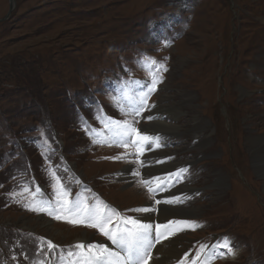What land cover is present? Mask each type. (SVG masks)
<instances>
[{
    "label": "rangeland",
    "instance_id": "obj_1",
    "mask_svg": "<svg viewBox=\"0 0 264 264\" xmlns=\"http://www.w3.org/2000/svg\"><path fill=\"white\" fill-rule=\"evenodd\" d=\"M8 9L9 0H0V19ZM146 58L167 68L147 116L166 124L178 117L180 134L157 131L160 146L131 158L133 169L143 172L146 155L181 164L167 171L187 169L168 195L190 183L194 190L179 205L197 207L186 219L206 225L177 233L183 250L220 243L225 235L237 243L234 255L215 264H264V178L253 172L249 147L254 137L264 139V0H14L0 21V78L7 83L0 86V264H62L61 257L66 264L84 242L73 245L71 232L54 235L34 226L38 216L63 231L85 230L87 239L101 236L69 223L64 211L25 207L33 199L55 206L59 189L49 169L72 202L77 196L90 207L102 203L132 215L152 202L135 175L123 177L122 159H113L123 147L94 142L108 138L98 117L122 118L115 101L141 94L139 83L150 86L141 67ZM157 105L166 109L155 112ZM31 127L35 133H22ZM202 128L208 138L198 140L192 131ZM80 179L92 191L72 186ZM25 186L40 192L32 197ZM47 241L56 247L49 251Z\"/></svg>",
    "mask_w": 264,
    "mask_h": 264
},
{
    "label": "snow or ice",
    "instance_id": "obj_2",
    "mask_svg": "<svg viewBox=\"0 0 264 264\" xmlns=\"http://www.w3.org/2000/svg\"><path fill=\"white\" fill-rule=\"evenodd\" d=\"M141 67L149 72L150 86L145 85L146 91H142L139 95L122 96L121 99L116 100L117 107L125 116L131 119L113 120L111 118L102 119L104 127L112 131L111 138L96 140L97 143H106L108 146L116 144V146L129 147L136 150V154L142 155L145 147L149 149L155 145L159 147V137L147 135V130H141L136 127L139 122L136 118L142 117L143 113L149 110L152 105H149V98L152 93L157 90V85L162 82V72H166L167 68L164 64L159 63L153 58H146ZM147 120H152V116L143 117ZM96 135H101L96 133ZM124 156L113 157V159H122ZM143 166V162H141ZM187 169H179L178 172L171 174L176 178L181 177V173L186 172ZM50 175L55 181L53 187L56 191V204L55 206L44 207L37 203L35 199L31 203L26 204L25 207L31 211H46L49 215H54L56 210L64 211L71 217L68 219L69 223L85 224L89 228L97 229L102 235L111 241L112 245L116 246L117 250H113L104 244H77L75 247L76 252H69V260L66 264H149L153 259L152 249L155 247L154 241H159L160 237L166 235H175L177 232L190 229L195 231L197 228L202 227L186 220L169 221L164 225H153L151 223H142L140 219L122 216L118 211L108 207L105 204H97L90 207L84 200L77 199L74 202L68 200L69 192L63 188L59 177L56 176L55 171L49 169ZM134 175L139 176V171ZM141 186L147 189L150 194H154L157 190H164V181L159 177L152 180L142 179ZM23 192L30 193L32 197L39 194L40 189L37 187L35 192H30V189L25 186ZM17 195V194H13ZM22 195V193L20 194ZM152 198L155 200V196ZM183 201L180 198H173L165 201L155 200L157 205L165 204H179ZM47 203V202H44ZM155 208H137L131 211L136 212H155ZM57 219L66 217L56 216ZM164 231L161 232L160 229ZM155 232V235H154ZM48 250H53L56 246L47 241ZM226 249L228 255H234L233 247L227 238L217 244H202L199 249L195 251V255L191 257L189 262V253L184 254L183 260L179 264H213L214 260L218 257H223L224 252L220 249ZM74 257V259H73ZM63 264V262H62Z\"/></svg>",
    "mask_w": 264,
    "mask_h": 264
},
{
    "label": "bare ground",
    "instance_id": "obj_3",
    "mask_svg": "<svg viewBox=\"0 0 264 264\" xmlns=\"http://www.w3.org/2000/svg\"><path fill=\"white\" fill-rule=\"evenodd\" d=\"M169 76L170 77L172 76L171 72L169 73ZM162 89H163V87H162ZM241 91L244 92V90H242V89H241ZM160 101H162V100H160ZM157 107H158V105H157ZM161 108L166 109L165 106H161V107H158L157 109H154V111L157 112L158 109H161ZM157 116H159V115H157ZM177 119H178V117H175L174 118L175 122L171 123V124H166L163 121H155V120L149 121L148 129H151L152 132H155V133H157V131H161V132H164L167 134L174 129V133L180 134V133H178V129L180 127H179V124L177 122ZM198 127L201 128L200 126H198ZM170 129H172V130H170ZM203 130H204L203 128L202 129H195V131H192V134L194 133L193 135L195 137H198V140H203L205 138L207 139L208 135L206 136L205 135L206 133H204ZM249 144H250L249 147L251 150V154L253 157V159L251 158L252 159L253 172L256 174V176L264 178V154H261L258 152V150H260L261 146H264V139L254 137L253 139H251V142ZM165 154H168V153H159L158 157L165 156ZM175 160L171 161L168 164H164V165L161 164L162 166H160L159 168L154 169L152 171H149V172H147L145 169L143 172V176L146 178V177L150 176V174L165 172L166 169L168 170V169L173 168L174 166L181 165L177 160L176 161ZM130 168H131V165L124 167L125 171L123 173V177H126L127 179L132 178L130 175L127 174V171H129ZM179 169H173V170L165 172L166 173L165 178H167L169 181L167 182L166 186L164 187V190H162V192L160 194H158V199L160 201H165V200H169V199H173V198H180L181 200H183V199L189 197V195L186 194L187 192H191L192 190H194L193 189L194 187L192 188L190 186V183H188L187 181L184 180V183L180 186V190L178 191V194L168 195V193L174 188V187H172L169 190L171 182H177L179 180L178 178L171 176V174L178 172ZM219 177L216 180L217 182H221V180H223L221 177L220 178ZM132 180L135 181L134 179H132ZM182 180L183 179H181L179 181V183ZM221 187H222V184H219L217 191H219V188H221ZM182 191H184L185 193ZM179 192H182V193H179ZM127 193L128 194H136V192H134V190H132V189L129 190ZM182 205H183V203H182ZM182 205H179V204L169 205V204L161 203V204H159V210L158 211L138 214L134 218L140 219L141 221H150V222L152 221V222H155L157 224H162V223H168L169 221H180V220L188 221L186 219L187 215H190V214L194 215L198 212V209L195 206L193 207L192 205L191 206H182ZM145 208H153V207L149 202L148 204L145 205ZM31 220H34V222L32 223L34 226H37L38 228H43V226H45V228L48 231H51L52 234H54V235H62V234L65 235V233H70V232L73 233L74 236H73L72 241H76L77 239H80V238L81 239H87L89 237L88 232L85 230L78 231L77 229L74 228L71 231H68V230L63 231L59 228H55L51 224L52 221L50 222V220H48L44 216H38L37 218L31 219ZM30 224H31V222H30ZM177 233L175 235H166L158 241V243L155 245V247L153 249V259L149 262V264H179L180 258L182 256H184L186 251L181 248L182 246L179 247L180 239L177 236ZM88 240H90V238ZM60 243H64V242H60Z\"/></svg>",
    "mask_w": 264,
    "mask_h": 264
},
{
    "label": "trees",
    "instance_id": "obj_4",
    "mask_svg": "<svg viewBox=\"0 0 264 264\" xmlns=\"http://www.w3.org/2000/svg\"><path fill=\"white\" fill-rule=\"evenodd\" d=\"M28 56H29V55H27V58H29V59L34 58V57H33V54H31L29 57H28ZM36 57H37V61L41 63V57H40V55H37V54H36ZM5 63H6V62H5ZM23 63H25V61H24ZM27 72H28V75H27V76L30 77L32 71H31V72L27 71ZM9 76H10V75H9ZM0 77H1V76H0ZM0 86H7V83H5L4 79H1V78H0ZM40 86H41V87H40ZM7 88H8V87H7ZM41 89H43L42 84L39 85V88H37V89L35 90L36 94H41ZM36 97H39V96H36Z\"/></svg>",
    "mask_w": 264,
    "mask_h": 264
},
{
    "label": "water",
    "instance_id": "obj_5",
    "mask_svg": "<svg viewBox=\"0 0 264 264\" xmlns=\"http://www.w3.org/2000/svg\"><path fill=\"white\" fill-rule=\"evenodd\" d=\"M13 1H14V0H9V9H8V13H7L3 18H1L0 21H3V20H5V19L7 18V16H8V14H9L10 10H12V8H13Z\"/></svg>",
    "mask_w": 264,
    "mask_h": 264
}]
</instances>
